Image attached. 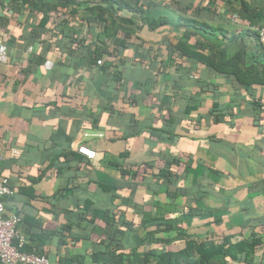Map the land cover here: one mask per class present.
Listing matches in <instances>:
<instances>
[{
    "label": "crops",
    "instance_id": "1",
    "mask_svg": "<svg viewBox=\"0 0 264 264\" xmlns=\"http://www.w3.org/2000/svg\"><path fill=\"white\" fill-rule=\"evenodd\" d=\"M41 1L0 0L8 53L0 62V174L14 188L3 213L20 217L25 244L55 260L83 253L92 242L81 216L113 209L223 216L227 227L264 221V112L254 121L250 105L264 107V86L234 92L219 76L211 78L221 83L216 94L202 92L190 73L187 103L170 101L171 78L178 88L185 76L165 69L164 47L177 38L168 30L142 25L136 37L107 36L83 7L61 19L63 7ZM151 60L164 70L154 83ZM214 105L225 114L219 122L209 116ZM79 144L95 156L77 152ZM167 163L168 177L155 173Z\"/></svg>",
    "mask_w": 264,
    "mask_h": 264
},
{
    "label": "trees",
    "instance_id": "2",
    "mask_svg": "<svg viewBox=\"0 0 264 264\" xmlns=\"http://www.w3.org/2000/svg\"><path fill=\"white\" fill-rule=\"evenodd\" d=\"M41 3L51 8L63 7L57 14L61 19H65L66 10L72 15L83 7L86 21L96 22L107 36L121 31L119 37H136L142 25L150 30H168L170 41L177 38L164 47L163 52L170 55L165 69H181L185 76L178 88L171 78L170 101L181 97L187 103L185 85L190 73L202 92L217 93L221 83L211 81L212 77H223L227 85L235 87L234 92L264 86V46L257 28L264 24V0H42ZM172 29L180 31L174 33ZM116 42L122 41L118 38ZM144 47L151 51L150 45ZM96 55L100 57L98 52ZM147 62H153L149 66L156 70L150 80L154 83L164 70L155 60ZM204 70L209 71L207 75ZM250 105L256 121L264 107L254 100ZM219 109L214 105L209 110L214 122L225 116ZM233 111L231 108L228 113L232 117ZM183 124L188 127L186 122ZM161 169L155 173L166 177L171 174L168 163ZM193 217L154 213L126 216L121 209L105 210L102 216H81V226L91 233L90 249L58 255L56 260L59 264H264V221L227 227L228 220L223 216L204 220ZM62 228L67 230L68 226ZM86 238L87 235L82 236ZM14 243L18 249L47 255L35 250L32 244L19 245L17 240Z\"/></svg>",
    "mask_w": 264,
    "mask_h": 264
},
{
    "label": "built area",
    "instance_id": "3",
    "mask_svg": "<svg viewBox=\"0 0 264 264\" xmlns=\"http://www.w3.org/2000/svg\"><path fill=\"white\" fill-rule=\"evenodd\" d=\"M257 28L260 42L264 46V24ZM7 59V45L0 39V62H6ZM97 64H101V59L97 60ZM76 150L86 158H93L95 156V151L85 144L77 145ZM1 156L2 150L0 148V158ZM13 193L14 190L9 185L8 179L0 174V262L3 264H59L55 259H50L43 254L33 251L18 249L15 245V240L18 241L19 245H22L25 241L17 232L20 217L15 213L4 215V205L2 202L4 196H11Z\"/></svg>",
    "mask_w": 264,
    "mask_h": 264
}]
</instances>
